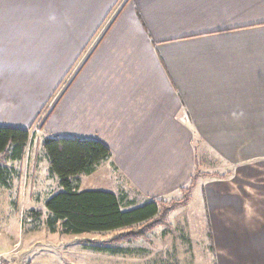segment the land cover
Returning <instances> with one entry per match:
<instances>
[{
	"label": "crops",
	"instance_id": "obj_1",
	"mask_svg": "<svg viewBox=\"0 0 264 264\" xmlns=\"http://www.w3.org/2000/svg\"><path fill=\"white\" fill-rule=\"evenodd\" d=\"M78 63L41 131L102 140L147 198L214 168L201 241L264 264V0H0V126L31 125ZM42 69L38 97L8 92Z\"/></svg>",
	"mask_w": 264,
	"mask_h": 264
},
{
	"label": "rangeland",
	"instance_id": "obj_2",
	"mask_svg": "<svg viewBox=\"0 0 264 264\" xmlns=\"http://www.w3.org/2000/svg\"><path fill=\"white\" fill-rule=\"evenodd\" d=\"M81 64L72 68V74L61 84V92H54L53 98L48 101L49 111L39 118L38 125L33 126L32 133L38 132L35 140L28 145L25 158L17 163L7 161L3 167L0 163V264H216L210 241L203 240L205 246L201 241L202 232L199 231L201 226L208 227L210 223L208 198L203 191L206 181L199 176L201 172L214 168L196 169L187 181L161 195L159 199L169 204L183 200L186 196L190 197V201L173 210L167 216V221L157 227L149 229L146 224H138L115 231L79 235L50 232L46 225L50 213L45 202L63 188L59 177L50 174L43 145L44 137L49 133L41 131L39 126L46 121L58 103L59 96L72 84L75 75L83 67ZM49 71H34L30 75L33 80L28 82L29 76L19 79L20 85L11 82L8 92L13 95L14 89L23 86L18 91V97L25 101L38 97L37 78L47 81ZM11 108L5 110L7 116ZM11 120L5 119V124L9 125ZM21 124L24 126L22 121ZM113 164L117 166L114 159L102 163L89 176H79L80 189L108 190L119 196H125L127 190L133 198L124 205V210L146 203L150 197L136 192L128 178L121 174L118 166L116 170ZM179 228L183 229V233ZM129 233L133 234L128 236ZM121 236H127L130 240L112 242L115 238H123ZM96 245L105 247L106 251L88 248Z\"/></svg>",
	"mask_w": 264,
	"mask_h": 264
},
{
	"label": "trees",
	"instance_id": "obj_3",
	"mask_svg": "<svg viewBox=\"0 0 264 264\" xmlns=\"http://www.w3.org/2000/svg\"><path fill=\"white\" fill-rule=\"evenodd\" d=\"M48 108L42 110L39 117L27 127L0 126V163L2 167L7 161L17 163L25 158L28 145L37 136L32 133L33 126L38 125L39 118L48 112ZM50 113L49 115H51ZM45 122L41 124V127ZM44 138L43 145L50 165V174L51 176L56 174L59 177L60 185L63 188L48 197L45 202V207L50 213V217L46 219V225L52 233L60 231L64 234L79 235L115 231V229H124L138 224H146L151 229L165 223L167 216L173 210L187 205L190 201L189 196L172 204L163 199L149 198L141 206L124 210V205L130 203L132 201L130 198H133L130 197L127 190L125 196H119L115 192L102 189L81 190L78 184L79 176H89L102 163L113 161L112 148L102 140L91 137L61 136L51 133ZM113 166L117 170V166L114 164ZM132 234L129 233L128 236ZM121 237L123 238H115L112 242L130 240L127 236ZM88 248H94L101 252L106 251L105 247L97 245ZM108 249H110L109 246Z\"/></svg>",
	"mask_w": 264,
	"mask_h": 264
}]
</instances>
